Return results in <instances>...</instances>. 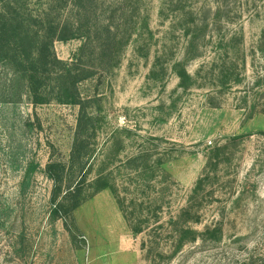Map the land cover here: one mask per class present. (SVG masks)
Here are the masks:
<instances>
[{
  "label": "rangeland",
  "instance_id": "374dc122",
  "mask_svg": "<svg viewBox=\"0 0 264 264\" xmlns=\"http://www.w3.org/2000/svg\"><path fill=\"white\" fill-rule=\"evenodd\" d=\"M27 3L57 11L33 31L58 26L59 0ZM109 6L64 9L83 28L53 52L89 71L78 104L58 62L49 100L0 101V264H264V0ZM106 26L120 48L97 47Z\"/></svg>",
  "mask_w": 264,
  "mask_h": 264
},
{
  "label": "trees",
  "instance_id": "16d2710c",
  "mask_svg": "<svg viewBox=\"0 0 264 264\" xmlns=\"http://www.w3.org/2000/svg\"><path fill=\"white\" fill-rule=\"evenodd\" d=\"M84 1L90 2V5L97 3L100 0H59V24L58 26L49 25L48 31H33L34 23L39 22L44 26V15L49 16L57 11L50 8V3L47 9H44L43 14L33 15L30 12L27 0H0V62L10 64L15 67L13 75L4 85H0V101L4 103L19 102L25 95L32 98V102L37 105L49 100V94L46 91L45 81L49 71H52L56 62L59 63V95L58 101L62 103H76L80 101L78 92V84L89 76V71L82 68V57L76 58L72 62H64L58 60L53 52V44L55 40L65 41L81 34L82 26L79 25V20L75 21V14L65 17L68 4H71L73 10H77L81 17L84 10ZM127 0H110L111 6H119ZM109 6V7H111ZM72 10V13L74 11ZM76 13V14H77ZM57 14V13H56ZM42 16V17H41ZM33 19L34 23L31 22ZM106 34L97 36V47L102 48L113 44V41L118 44V33L113 31L111 26L105 27ZM114 35V36H112ZM105 36V37H104ZM112 37V39H110ZM113 42L111 43L110 42ZM113 40V41H112ZM92 44L89 37V44H85L81 51H84L88 45ZM115 45V44H114ZM199 56V55H194ZM186 74V73H185ZM44 84V85H43ZM82 127V124L79 125ZM52 170V165H49V171ZM55 181V197L54 203L58 202L57 194L61 190L62 182L56 178ZM95 182H101L102 189L109 188L117 196L118 203L126 220H129L126 215V207L124 206L118 189L111 179L100 175ZM72 192V191H68ZM67 193V194H68ZM57 206V205H56ZM59 206L65 205L59 202ZM79 206V202L74 204L70 209L73 211ZM58 207V206H57ZM135 233L142 232L141 227L132 228Z\"/></svg>",
  "mask_w": 264,
  "mask_h": 264
}]
</instances>
